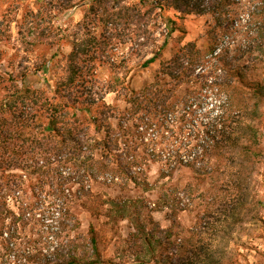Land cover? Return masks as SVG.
<instances>
[{"label": "trees", "instance_id": "trees-1", "mask_svg": "<svg viewBox=\"0 0 264 264\" xmlns=\"http://www.w3.org/2000/svg\"><path fill=\"white\" fill-rule=\"evenodd\" d=\"M11 2L20 4L21 0ZM226 4L227 0H138L137 3L129 0H36L33 7L28 2L24 4L25 12L18 26L25 43L49 47L66 40L71 49L65 56V77L52 84L45 78L42 86H36L29 79L40 71L45 72L46 65L35 69L32 74L27 67L15 69V59H11L10 69L0 65V264L17 261L24 264H197L196 249H191L186 259L179 253H171V228L163 230L164 235L156 239L159 231L147 230L141 222L133 223V231L123 240L122 254L117 255L118 259L101 256L92 226L84 238L78 233L81 222L74 212L78 200L93 196L95 184L150 186L146 179L142 181L138 177L147 161L154 159L149 155L158 157L163 163V176H166L164 170L169 168H200V165L209 164L211 157L217 159L212 171L227 173L229 181L220 185L215 195L229 199L223 202L221 222L230 219L232 226L241 220V210L251 205L248 192L251 191V170L248 166L250 163L254 166L256 152L239 141L248 132L251 137H256L251 125L244 122V115L251 116L259 105V101H255L253 108L248 110L249 97L242 95L243 92L233 84L241 83V75L235 74L236 79L231 75L229 81L217 77L207 85L218 99L232 106L224 108L222 104L218 121L206 131V138L193 147L187 159L182 153H156L154 149L144 156L138 155L128 143V134L133 133L132 128L140 134L150 130L155 132L163 120L175 112V91L180 85L191 83L199 64V50L193 42L179 46L167 61L160 64L155 79L141 89L129 88L122 79L120 84L126 90L123 95L126 107L120 111L106 103L105 92L94 91L97 69L103 64L109 68L117 67V61L125 66L130 58L123 53L120 59L109 56L104 60V52L120 42L124 45L126 40H120L123 34H128V39L132 38L141 49L149 43L157 47L154 54L143 62L147 67L158 59L166 42L158 45L156 37V28L161 26V13L165 8L203 14L220 12ZM79 5H84L82 29L73 37H61L56 32L57 26L46 18L47 14ZM6 30L8 32V28ZM29 37L32 40H28ZM112 81L113 78L108 80L109 84H114L109 85L110 92L117 90L115 82H119L117 79L114 83ZM253 95L257 100H264L263 83L255 88ZM192 98L193 95H187L185 104L192 105ZM112 119L118 120L116 125ZM125 146L127 152L123 157L121 151ZM202 171L211 172L201 168L196 170L199 174ZM201 182L203 179L199 177L198 184ZM27 186L45 192L44 197L49 198L51 206L45 217L48 222L44 224L47 235L40 245L31 238L18 236V230L27 223L32 210L25 200ZM104 202L110 205L114 213L111 219L115 223L125 218L127 208L136 204V201L117 198ZM211 226L216 232V240L227 241L226 227ZM202 251L210 259L215 256L208 248ZM126 256H131V260Z\"/></svg>", "mask_w": 264, "mask_h": 264}, {"label": "rangeland", "instance_id": "rangeland-1", "mask_svg": "<svg viewBox=\"0 0 264 264\" xmlns=\"http://www.w3.org/2000/svg\"><path fill=\"white\" fill-rule=\"evenodd\" d=\"M11 1L0 0L2 68L10 69L11 59H15V69L27 67L30 74L43 65L48 66L45 72L40 71L34 77H29L30 82L36 86H42L45 78L51 84L63 79L66 75L65 56L71 49L70 42L62 40L49 47H34L25 43L18 25L25 12L24 4L28 2L33 7L36 0H21L20 4H13ZM129 2L137 3L138 0ZM207 4L210 5L209 1ZM83 14L84 5H79L61 11H49L46 18L52 20V25L57 26L56 32L61 37H73L82 29ZM161 15V26L156 28L157 44L166 42L158 59L144 67L143 62L154 54L157 47L149 43L141 49L134 44L132 38V41L128 39V34H123L120 40H126L124 45L120 42L104 52V60H108L109 56L120 59L123 53L130 58L125 66L117 61V67L109 68L107 64H103L97 69L94 91L105 92L106 103L120 111L126 107L123 99L126 90L120 84L123 83L122 79L128 83L129 88L141 89L155 79L160 64L167 61L179 46L193 42L199 50V64L193 72L191 83L177 87L174 96L177 105L175 112L168 115L155 132L150 130L140 134L132 128L133 133L128 134V143L136 149L138 155L144 156V153L154 149L156 153H182L183 158L187 159L193 147L200 144L202 138H206V131L218 121L217 114L224 104L207 85L217 77L223 80L227 78L229 81L232 79L231 75L235 79V74L241 75V83L233 84L243 92L242 95L249 97L248 110L253 108L255 101H259L251 116L244 115V122L251 125L256 137H251L248 132L239 141L256 152L254 166L251 163L248 166L251 170V191H248L251 205L241 210L242 217L238 223L231 226L230 219L221 222L223 202L229 199L215 195L220 185L229 181L227 173L212 171L216 167L217 159L211 157L209 164L205 165L206 168L200 165L202 170H211L209 173L202 171L199 174L196 170L200 168L180 166L164 170L166 176H163V163L158 157L149 155L150 159H154L147 161L138 177L142 181L146 179L150 186L144 184L134 187L132 183L128 186H123L122 183L111 186L95 184L93 196L78 200L79 205L74 207L81 222L78 233L84 238L92 226L97 235L101 256L118 259L117 255L122 254L123 240L133 231V223L141 222L146 225L147 230L159 231L156 232V239L164 235L163 230L171 228V253H179L186 259L190 250L196 249L199 256L197 264H264V100H257V96L253 95L255 88L264 84V0H227L226 6L217 13H181L165 8ZM28 40H32L31 37ZM49 58L51 61L46 62ZM110 78H113L111 83L116 79L119 81L115 82L117 90L114 92L108 90L109 85H114L109 84ZM187 95H193L192 105L188 103V106L184 102ZM224 106L230 108L232 105ZM117 121L111 120L115 125ZM126 149L125 146L122 154L127 152ZM123 157H126L125 154ZM199 177L203 179L200 184ZM190 184L192 186L189 189L187 187ZM26 190L25 200L30 203L32 210L27 223L22 224L23 227L18 230V236L31 238L40 245L47 235L44 224L48 222L45 217L51 210L49 198L44 197L45 192L37 187L27 186ZM163 194L166 197H161ZM110 198L132 200L136 204L127 208L124 212L125 218L115 223L111 219L114 213L110 210V205L104 202ZM207 223L209 227L204 228ZM213 224L217 228H227V241L215 239L216 232L211 228ZM207 248L212 251V256L215 255L212 259L202 251ZM130 257L125 258L131 260ZM11 264L24 263L17 261Z\"/></svg>", "mask_w": 264, "mask_h": 264}]
</instances>
